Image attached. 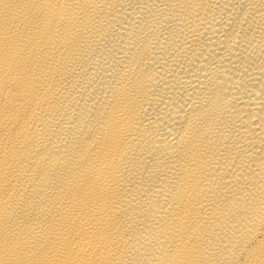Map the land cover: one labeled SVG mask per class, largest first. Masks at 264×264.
Masks as SVG:
<instances>
[{
	"label": "bare ground",
	"instance_id": "obj_1",
	"mask_svg": "<svg viewBox=\"0 0 264 264\" xmlns=\"http://www.w3.org/2000/svg\"><path fill=\"white\" fill-rule=\"evenodd\" d=\"M0 264H264V0H0Z\"/></svg>",
	"mask_w": 264,
	"mask_h": 264
}]
</instances>
